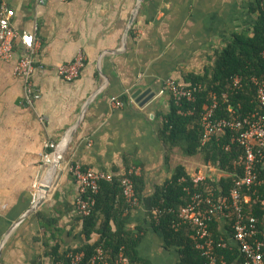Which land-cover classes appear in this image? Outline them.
Returning a JSON list of instances; mask_svg holds the SVG:
<instances>
[{
  "label": "crops",
  "instance_id": "crops-1",
  "mask_svg": "<svg viewBox=\"0 0 264 264\" xmlns=\"http://www.w3.org/2000/svg\"><path fill=\"white\" fill-rule=\"evenodd\" d=\"M5 1L19 36L14 57L0 59V264H67L57 261V245L62 254L87 243L70 162L120 174L128 165L137 169L145 187L141 204L128 211L127 228H143L141 256L177 264L180 251L168 246L154 224V193L178 165L192 177L227 174L203 154H194L203 162L185 159L182 147L165 142L163 115L171 109V95L159 92L169 78L185 84L188 74L216 65L237 35L255 37L256 1ZM26 33L35 38L32 81L39 99L27 96L24 79L14 72L29 53L21 37ZM80 52L86 65L68 81L58 69ZM138 89L156 94L140 105L132 97ZM49 143L63 154L57 166L56 156L44 157L52 150ZM44 184L45 202L32 212ZM98 238L94 233L90 242ZM228 240L238 245L234 236Z\"/></svg>",
  "mask_w": 264,
  "mask_h": 264
},
{
  "label": "trees",
  "instance_id": "trees-1",
  "mask_svg": "<svg viewBox=\"0 0 264 264\" xmlns=\"http://www.w3.org/2000/svg\"><path fill=\"white\" fill-rule=\"evenodd\" d=\"M260 12L259 22L256 26L255 37L237 35L230 45L219 55L217 64L207 69L204 73H190L185 76L186 85L202 84L203 90L196 93L195 101L184 100L181 105L175 102L171 96V109L163 115L162 134L165 142L173 146L182 147L186 153L194 155L201 153L207 162H210L227 175L221 178L206 177L196 183L194 177L188 173L184 165H178L170 181L163 186H158L154 193L153 205L161 212L154 224L161 230L168 246H175L180 251V261L177 264H210V260L197 247L195 231L189 224L174 227L178 213L185 206L194 191L205 192L208 185H214L216 199L228 197L239 176L243 174V168L237 164L244 153V147L231 141V132L221 137H214L207 144H202L203 126L202 115L213 104V94L218 97L216 117L230 118L238 115L241 118L262 111L258 99V86L253 81L254 77L261 79L264 74V7L263 0H255ZM253 2L252 5L256 4ZM241 79L235 84V79ZM125 99L127 97H124ZM192 111L191 113L189 111ZM230 145V149L226 146ZM131 169L128 165L127 172ZM113 181H102L100 189L92 196L96 199L94 211L85 217L83 232L87 243L76 248H69L62 254L55 248L57 261L71 264L69 252L84 251L85 258L80 264L96 253V248L102 246L105 256L110 264H117V258L121 251L129 257L131 264H154L151 260L141 256L138 246L142 239L143 228H127L128 211L132 209L126 201L121 185L119 170L115 169ZM258 173L264 178V159L258 166ZM137 194L142 197L145 182L139 175H132ZM187 188V189H186ZM189 189V190H188ZM190 191V192H189ZM244 210L247 218L256 217L260 230L259 237L264 232V184L244 189ZM43 216V214L41 213ZM235 217H227L224 220H214L211 229L217 241L224 238L228 241L227 248L216 246L215 251L219 256H224L227 264H239L244 261L238 245L229 242L228 237L234 236L232 223ZM112 222L115 224L114 228ZM94 233L99 238L91 243ZM193 235V237H192Z\"/></svg>",
  "mask_w": 264,
  "mask_h": 264
},
{
  "label": "built area",
  "instance_id": "built-area-1",
  "mask_svg": "<svg viewBox=\"0 0 264 264\" xmlns=\"http://www.w3.org/2000/svg\"><path fill=\"white\" fill-rule=\"evenodd\" d=\"M19 34L12 22V12L5 0H0V59L8 61L14 57L15 41ZM22 39L29 53L22 56L16 66L15 75L22 77L26 83L27 96L32 99H39L41 94L34 87L32 75L36 69L35 58L31 50L34 47V35L23 34ZM264 58V50L262 52ZM86 55L78 53L77 57L61 65L59 74L68 81L77 79L86 65ZM241 79L237 77L235 84ZM258 86V99L262 111L251 113L244 118L233 115L230 118L216 117L218 97L213 94L212 106L202 115L203 136L202 144L212 141L214 137L231 134V141L244 147V153L240 156L237 164L243 168V174L238 177L231 191L230 196L216 199L214 185H208L205 192L194 191L189 202L182 206L178 213V220L174 227L179 228L182 224H189L195 231L197 247L210 260V264H227L224 256H219L215 251L216 246L228 247V241L221 238L217 241L211 229L214 220H224L234 216L232 223L234 238L244 256V261L239 264H264V232L259 237L258 220L256 217L247 218L244 210V189L245 187L259 186L264 184V178L258 173V166L264 159V74L261 79L253 78ZM203 90L202 84L186 85L175 78H169L160 89L159 94L169 93L178 105L184 100L195 101L196 93ZM121 105V101H115ZM192 112L191 110L189 111ZM50 152H45L44 157L50 160L52 156L57 161L63 160V154L57 150L56 143H49ZM230 145L226 149H230ZM68 171L75 178L78 184V194L75 197L74 205L76 213L81 216H89L96 206V199L92 196L100 189L102 181H113L115 174L107 170H97L92 167H84L80 163H68ZM137 169L131 168L126 171L121 180L123 193L126 201L132 208L141 204V197L137 194L135 181L132 175H137ZM206 177H194L196 183L203 181ZM187 189V188H186ZM189 190V189H188ZM190 192V191H189ZM36 200V199H35ZM264 204V199L262 200ZM161 212L154 208V213ZM158 219V215H154ZM71 264H80L85 258L84 251H70L68 254ZM117 264H131L128 256L121 251L117 258ZM86 264H110L105 256L104 248L98 246L96 253L86 261Z\"/></svg>",
  "mask_w": 264,
  "mask_h": 264
},
{
  "label": "water",
  "instance_id": "water-1",
  "mask_svg": "<svg viewBox=\"0 0 264 264\" xmlns=\"http://www.w3.org/2000/svg\"><path fill=\"white\" fill-rule=\"evenodd\" d=\"M155 92L152 91V89H147V90H143V89H138L137 91H135L132 95V97L135 99L136 102L140 103V105H144L147 102H149L152 98H154L155 96ZM54 163L57 164L60 163V161H54ZM49 190V184H44L41 187V191L43 192L42 195L40 196V198L37 199V201L35 202V205L32 207V212H35L36 210H38V208H40L43 203L45 202L46 199V192Z\"/></svg>",
  "mask_w": 264,
  "mask_h": 264
},
{
  "label": "rangeland",
  "instance_id": "rangeland-1",
  "mask_svg": "<svg viewBox=\"0 0 264 264\" xmlns=\"http://www.w3.org/2000/svg\"><path fill=\"white\" fill-rule=\"evenodd\" d=\"M183 157H185V159L186 158H189V159H195V160H199L200 162H203L201 159H200V157H199V155H190V154H188V153H186L185 151L183 152V155H182Z\"/></svg>",
  "mask_w": 264,
  "mask_h": 264
}]
</instances>
